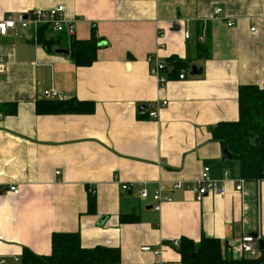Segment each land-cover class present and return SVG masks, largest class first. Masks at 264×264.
I'll return each mask as SVG.
<instances>
[{"label":"crops","instance_id":"1","mask_svg":"<svg viewBox=\"0 0 264 264\" xmlns=\"http://www.w3.org/2000/svg\"><path fill=\"white\" fill-rule=\"evenodd\" d=\"M59 5L77 20L72 38H99L91 66L58 52L68 51L67 37L48 46L33 34L0 35V105L16 104L14 114L0 111V264H22L25 249L50 255L55 232H80L85 247H118L119 264H181L173 242L203 236L222 240L228 257H259L240 244L254 232L264 239V180L237 191L240 163L224 156L210 128L239 118L241 85L264 86V0H0V18ZM150 55L203 72L160 88ZM50 90L93 101L95 112L37 113ZM157 100L169 103L158 119L139 109ZM205 167L226 194L198 201ZM177 181L183 187L161 211L140 196ZM90 194L96 209L87 213ZM129 214L139 220L122 223Z\"/></svg>","mask_w":264,"mask_h":264},{"label":"trees","instance_id":"2","mask_svg":"<svg viewBox=\"0 0 264 264\" xmlns=\"http://www.w3.org/2000/svg\"><path fill=\"white\" fill-rule=\"evenodd\" d=\"M63 37L59 36V39ZM37 42L55 46L58 41L48 38L41 29ZM61 41V40H60ZM59 41V43H60ZM100 40L96 35L88 40L70 39L69 55L77 66H91L97 60ZM206 50L201 57H206ZM170 57V78H178L182 69L190 68L188 61ZM239 118L235 121H222L210 128L212 139L228 149L232 158L240 163L241 177L246 181L264 178V86L241 85L238 92ZM5 108V109H4ZM96 106L93 101L71 99H47L39 101L36 111L39 114H92ZM0 111L16 113V104L0 105ZM96 209L95 195H89L88 211ZM122 223L139 220L133 214L122 215ZM181 264H264V250L257 258L228 257L224 253L222 240L203 236L199 242L182 238L178 247ZM195 254V257L193 256ZM122 253L118 247L98 245L85 247L80 232H55L52 235L50 255H36L25 249L21 256L22 264H119Z\"/></svg>","mask_w":264,"mask_h":264},{"label":"built area","instance_id":"3","mask_svg":"<svg viewBox=\"0 0 264 264\" xmlns=\"http://www.w3.org/2000/svg\"><path fill=\"white\" fill-rule=\"evenodd\" d=\"M223 8L216 7L213 11L215 18L220 19L222 17ZM76 23L77 20L68 18L66 15V8L64 5H59L52 7L50 9H35L29 12L10 14L7 17L0 18V35L6 36L11 31L16 36L33 34L37 38V34L41 29L46 31L48 38L56 37H67L72 39L76 34ZM228 26H234L235 21L230 19L227 20ZM255 28H252L254 30ZM185 37L188 39L190 37L189 33H186ZM204 39V36L202 37ZM148 61L151 63L150 73L153 77L157 79L160 88H164L167 83L171 80L170 78V67H168L167 60L162 59L158 56L150 55ZM4 71V62L0 59V73ZM186 69H182L179 73L178 79L183 80L188 76ZM45 97L47 99H59L62 100V95L58 94L54 90L46 91ZM169 103L166 100H157L151 104L147 105L146 112L152 119H158L159 112L164 107L168 106ZM264 174V170H263ZM264 178L255 180V182L260 183ZM221 183L224 180L220 181ZM246 180L241 178L238 181L236 190L242 192L244 189V183ZM134 184L128 183L123 184L122 189L124 191L131 190ZM183 184L181 181H177L172 185L160 183L153 192H150L148 188H142L140 190V196L142 199H151L154 204L152 205L156 211H161L162 204L164 202L172 201V193L181 189ZM10 189L17 195L21 194V191L16 186H10ZM195 193L197 200L201 201L203 198L213 192L218 193L221 196L226 194V189L219 186V181L213 179L210 176V168L205 167L196 181ZM176 246H179V241L173 242ZM259 249L258 239L253 236H245L241 240L240 251L245 254H253ZM142 251L153 252L156 256H160L161 250H154L151 246H143ZM2 263V262H1Z\"/></svg>","mask_w":264,"mask_h":264},{"label":"water","instance_id":"4","mask_svg":"<svg viewBox=\"0 0 264 264\" xmlns=\"http://www.w3.org/2000/svg\"><path fill=\"white\" fill-rule=\"evenodd\" d=\"M58 52L59 53H67L68 51L66 49H62L61 48V49H58ZM202 72H203V68L198 67L197 65H193L192 68H191V71H190V75H193V76L194 75H200V74H202ZM139 109L140 110H146L147 109V105H142V106H140ZM223 153H224V156L226 158H231L232 157V155L228 151V149H224ZM250 236H253L255 239H258L259 249H260V251H263L264 250V239L260 238L258 233H256V232L251 233ZM193 256L195 257V254H193Z\"/></svg>","mask_w":264,"mask_h":264},{"label":"rangeland","instance_id":"5","mask_svg":"<svg viewBox=\"0 0 264 264\" xmlns=\"http://www.w3.org/2000/svg\"><path fill=\"white\" fill-rule=\"evenodd\" d=\"M191 71V70H190ZM190 71L188 72V75L190 74ZM259 253V252H258Z\"/></svg>","mask_w":264,"mask_h":264}]
</instances>
